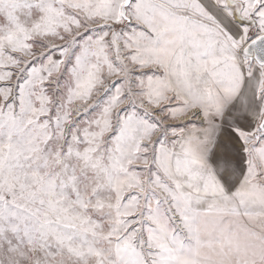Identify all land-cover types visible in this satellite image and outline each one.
<instances>
[{"label": "snow or ice", "instance_id": "snow-or-ice-1", "mask_svg": "<svg viewBox=\"0 0 264 264\" xmlns=\"http://www.w3.org/2000/svg\"><path fill=\"white\" fill-rule=\"evenodd\" d=\"M0 264H264V0H0Z\"/></svg>", "mask_w": 264, "mask_h": 264}]
</instances>
